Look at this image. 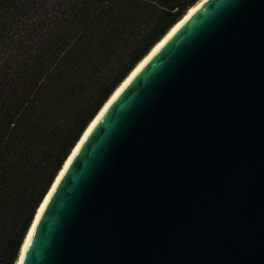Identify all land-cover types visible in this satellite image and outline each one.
<instances>
[{"label": "water", "instance_id": "obj_1", "mask_svg": "<svg viewBox=\"0 0 264 264\" xmlns=\"http://www.w3.org/2000/svg\"><path fill=\"white\" fill-rule=\"evenodd\" d=\"M20 264H264V0H207L148 58Z\"/></svg>", "mask_w": 264, "mask_h": 264}, {"label": "trees", "instance_id": "obj_2", "mask_svg": "<svg viewBox=\"0 0 264 264\" xmlns=\"http://www.w3.org/2000/svg\"><path fill=\"white\" fill-rule=\"evenodd\" d=\"M0 0V264L116 89L199 0Z\"/></svg>", "mask_w": 264, "mask_h": 264}, {"label": "bare ground", "instance_id": "obj_3", "mask_svg": "<svg viewBox=\"0 0 264 264\" xmlns=\"http://www.w3.org/2000/svg\"><path fill=\"white\" fill-rule=\"evenodd\" d=\"M207 0H199L193 7H191L190 9H188L186 11V13L183 15V17L177 22V24L175 26H172V28L169 30V32L165 35V37L159 41L154 47L153 49L149 52V54L147 56H145L142 61L139 62V64L136 66V68L129 74V76L126 78L125 81L122 82V84L116 89V91L114 92V94L112 95V97L110 98V100L108 102H106L104 104V106L102 107L101 111L99 112L98 116L93 120L92 123H90L89 127L87 128L86 132L83 134V136H81L79 142L77 143L76 147L72 150L70 156L68 157V159L66 160L65 164L63 165L59 175L57 176L56 180H54V182L52 183L51 185V188L48 192V194L45 196L44 200H43V203L42 205L40 206L39 210L37 211V213H35V218L33 219V222H32V225L30 226L29 230H28V233H27V236H26V239H25V242H23V245H22V249H21V253H20V257L18 258L16 264H20L21 262V258L23 257V254H24V251L26 249V245H27V242H29V238H30V235H31V231L33 229V226H35V223L38 219V216H39V213L40 211H43L44 209V206L49 198V195H51L52 193V190L57 182V180H59L67 166V164H69L71 158H72V155L76 152V150L79 148L80 144L82 143L83 139L86 137V135L90 132V130H92V127L94 126V124L96 123V121L98 120V118L101 117L102 113L104 112L106 106L112 102V100L116 97V95L120 92V90L122 89V87H124L127 82L130 80V78L144 65V63L148 60V58L156 51L159 49V47L164 43V41H166L172 34H174V32L177 30V28L179 26H181L188 18H190L193 13L195 11H197L199 9V7L204 3L206 2Z\"/></svg>", "mask_w": 264, "mask_h": 264}, {"label": "rangeland", "instance_id": "obj_4", "mask_svg": "<svg viewBox=\"0 0 264 264\" xmlns=\"http://www.w3.org/2000/svg\"><path fill=\"white\" fill-rule=\"evenodd\" d=\"M57 0H42L39 1L37 4L38 6L35 7H40V6H51V4H54Z\"/></svg>", "mask_w": 264, "mask_h": 264}]
</instances>
